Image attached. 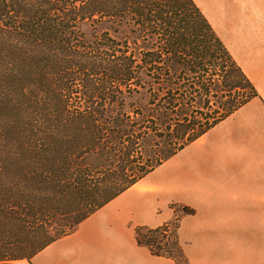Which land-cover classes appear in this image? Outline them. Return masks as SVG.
<instances>
[{"label":"trees","instance_id":"16d2710c","mask_svg":"<svg viewBox=\"0 0 264 264\" xmlns=\"http://www.w3.org/2000/svg\"><path fill=\"white\" fill-rule=\"evenodd\" d=\"M258 93L193 0H0V260L30 259ZM137 244L188 264L189 205Z\"/></svg>","mask_w":264,"mask_h":264},{"label":"crops","instance_id":"0c3cea01","mask_svg":"<svg viewBox=\"0 0 264 264\" xmlns=\"http://www.w3.org/2000/svg\"><path fill=\"white\" fill-rule=\"evenodd\" d=\"M258 98L241 107L32 258L0 264H175L137 244V225L189 205L179 241L188 264H264V1L193 0ZM150 173V174H151ZM149 175V174H148ZM141 187V188H140ZM136 191L138 196H129ZM251 202H243V197Z\"/></svg>","mask_w":264,"mask_h":264},{"label":"rangeland","instance_id":"374dc122","mask_svg":"<svg viewBox=\"0 0 264 264\" xmlns=\"http://www.w3.org/2000/svg\"><path fill=\"white\" fill-rule=\"evenodd\" d=\"M264 1V0H263ZM146 178H148V180H151V179H153L154 178V174L153 173H151V174H149V175H147L146 176ZM258 194H259V196H256V201H260V199H261V197H262V195H264V191H261V190H259L258 191ZM138 196V194L136 193V191H132L130 194H129V196ZM243 202H246V203H249V202H251V198L250 197H243V200H242Z\"/></svg>","mask_w":264,"mask_h":264},{"label":"bare ground","instance_id":"6f19581e","mask_svg":"<svg viewBox=\"0 0 264 264\" xmlns=\"http://www.w3.org/2000/svg\"><path fill=\"white\" fill-rule=\"evenodd\" d=\"M141 188V187H140Z\"/></svg>","mask_w":264,"mask_h":264}]
</instances>
